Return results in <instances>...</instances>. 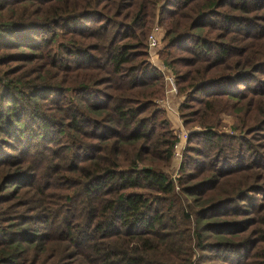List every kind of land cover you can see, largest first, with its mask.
Here are the masks:
<instances>
[{
  "label": "trees",
  "instance_id": "trees-1",
  "mask_svg": "<svg viewBox=\"0 0 264 264\" xmlns=\"http://www.w3.org/2000/svg\"><path fill=\"white\" fill-rule=\"evenodd\" d=\"M0 264H264V0H0Z\"/></svg>",
  "mask_w": 264,
  "mask_h": 264
},
{
  "label": "built area",
  "instance_id": "built-area-1",
  "mask_svg": "<svg viewBox=\"0 0 264 264\" xmlns=\"http://www.w3.org/2000/svg\"><path fill=\"white\" fill-rule=\"evenodd\" d=\"M163 36L164 32L162 28L158 24H154L147 37V51L149 62L163 75L164 79V93L159 99L156 100V104L160 109L166 111L167 113L174 114L179 120V128L173 130L176 141L173 146L172 161L175 163V165L174 167L172 166L173 169L171 167L169 170V172H172V180H175L178 177V171L182 163L183 154L187 146L190 132L183 127L177 113V108L171 106V100L177 98L178 90L174 75L160 59L159 49L162 45ZM176 189L178 191V188Z\"/></svg>",
  "mask_w": 264,
  "mask_h": 264
},
{
  "label": "rangeland",
  "instance_id": "rangeland-1",
  "mask_svg": "<svg viewBox=\"0 0 264 264\" xmlns=\"http://www.w3.org/2000/svg\"><path fill=\"white\" fill-rule=\"evenodd\" d=\"M181 101H182V98L181 97H177V98H175V100H174V102L172 104L176 107V106H178L180 104ZM223 120H224V122L226 124V126L222 129L223 132L231 134L230 133L231 132L230 129H231V126L233 124V120L231 118H227V117H223ZM174 126H175V124L172 122V127H174ZM171 173L172 172H169L168 176L172 179Z\"/></svg>",
  "mask_w": 264,
  "mask_h": 264
},
{
  "label": "crops",
  "instance_id": "crops-1",
  "mask_svg": "<svg viewBox=\"0 0 264 264\" xmlns=\"http://www.w3.org/2000/svg\"><path fill=\"white\" fill-rule=\"evenodd\" d=\"M174 100H171V106L174 108H177L172 104L174 102ZM167 115L169 117L171 127H172V122L175 124V126L172 127V129L175 130V129L179 128V120L177 119V117L172 113H168ZM174 165H175V163L172 164L173 167H174ZM173 167H172V169H173Z\"/></svg>",
  "mask_w": 264,
  "mask_h": 264
}]
</instances>
